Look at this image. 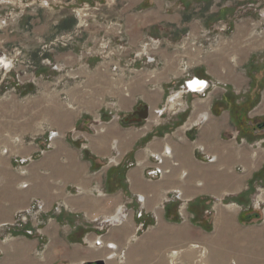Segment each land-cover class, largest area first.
Here are the masks:
<instances>
[{
    "label": "crops",
    "instance_id": "0c3cea01",
    "mask_svg": "<svg viewBox=\"0 0 264 264\" xmlns=\"http://www.w3.org/2000/svg\"><path fill=\"white\" fill-rule=\"evenodd\" d=\"M41 2L49 11V0ZM142 2L116 0L103 9L123 31L88 32L120 33L125 42H113L112 55H59L63 69L77 72L68 76L80 77L72 87L64 74L62 85L78 107L73 124L85 118L86 126L64 129L24 170L1 154L0 228L20 211L43 208L33 221L4 229L0 264H168L169 250L191 264L198 245L207 264H264V87L241 125L221 105L231 88L242 101L247 95L250 79L241 69L264 52L263 35L251 30L261 24L264 0ZM48 18L34 26L37 33L50 27ZM226 23L215 47L201 40L179 47L185 34ZM9 38L0 34V44ZM147 39L159 45L146 58L138 47ZM212 81L219 85L211 88ZM137 107L146 108V120L122 124ZM36 151L32 143L16 154ZM175 192L188 220L167 217L178 209L179 202L168 203ZM189 201L210 215L208 229L194 221ZM242 212L261 219L241 222Z\"/></svg>",
    "mask_w": 264,
    "mask_h": 264
},
{
    "label": "rangeland",
    "instance_id": "374dc122",
    "mask_svg": "<svg viewBox=\"0 0 264 264\" xmlns=\"http://www.w3.org/2000/svg\"><path fill=\"white\" fill-rule=\"evenodd\" d=\"M49 2V11H46L47 6L42 4L41 0H21L9 4L0 2V34L7 32L10 36L6 44H0V59L5 57L11 65L10 71L6 72V69L0 64V156L2 154L8 157V161L12 162L16 169L21 166L20 170H24L23 166L27 161L48 150L53 141L63 134L64 129L71 128L77 114V105L72 104L71 96L68 95V92L63 91L62 76L65 74L64 78L68 80L67 84L72 87L74 85L78 87L80 77L78 75L71 78L68 76L77 74V72L63 69L59 55L66 52L65 54H71V56L82 60L85 58L84 55L107 57L113 54L112 48L109 47L113 45V42L121 43L119 47H122V43L125 42L122 37L118 36L120 33L115 36L109 34L107 37H104L103 33H88L92 27L96 26H100L106 31H123L122 26L115 18L105 17L102 14L103 9H110L115 5L116 0H49ZM148 2L149 0H143L141 6L148 5ZM62 6L65 8L63 11ZM38 10L44 11L38 12ZM31 11L34 13L29 14ZM51 17L52 20H50ZM47 18L51 21L50 27L44 29L42 33H37L34 26L46 24ZM260 20L261 24L257 25L256 30L254 28L251 30L255 31L252 35H263L262 43L264 45V14ZM251 21H249V27H251ZM225 30H228V24L210 30L201 29L198 37H192L190 33H187L183 37V41L179 43V47L195 46L200 40L206 47H215L220 41L219 33L221 34ZM257 39L259 40L258 36L256 40H252V43L258 41ZM158 45V40L147 39L139 44V52L147 58L146 55L149 51ZM252 57L256 58L255 63L258 67L263 66L264 68V52L251 54L244 69H241L246 80L250 79V72L252 75H257V79L260 77V74L255 70V64L251 63ZM116 68L113 66V69ZM216 85L219 84L211 83V88ZM225 87L228 88V86ZM250 89L251 79L247 94ZM231 93L236 97V103L242 102L238 96L239 93H235L232 88ZM80 119L73 126L82 130L86 126L87 120ZM128 119L130 117H124L121 122L126 125L136 123L130 122ZM66 135L70 139L78 140L75 131L74 133L69 131ZM32 143L37 144V154L33 153L25 157L16 154L19 147ZM180 197V194L175 192L168 203L172 202L171 200L179 202L176 211L178 221L188 220L184 201ZM168 203L166 202L164 206ZM215 204L221 206L222 200L216 199ZM42 208L43 205L39 204L34 210L27 209L18 212L14 216V220L9 223L10 226L0 228V238L2 239L4 229L14 227L19 222L33 221ZM26 231L25 234L28 236L33 234L31 230ZM198 246L195 248L197 254L191 264H207V250L204 257L200 254L201 249L205 247ZM171 251L173 250L167 252L168 264L169 262L181 264L177 260L179 253L172 255ZM172 258L174 259L172 260Z\"/></svg>",
    "mask_w": 264,
    "mask_h": 264
},
{
    "label": "trees",
    "instance_id": "16d2710c",
    "mask_svg": "<svg viewBox=\"0 0 264 264\" xmlns=\"http://www.w3.org/2000/svg\"><path fill=\"white\" fill-rule=\"evenodd\" d=\"M256 58L252 57L251 63L255 64V70L260 74L259 79H257V75H252L251 72L249 75L251 76V89L247 95H245L243 101L241 103H236V97L234 96L233 93L229 92L225 97H224V103L225 105L221 104L223 107L229 106L231 113H234L233 116L235 118V121L238 123V125H241V119L246 116L248 111L257 104L259 101L260 97V91L264 87V68L258 67L255 63ZM220 106V107H222ZM122 124H126L122 122ZM199 202V201H197ZM196 202V203H197ZM196 203H189L188 207L190 210H192V213L194 214V221L199 222L204 228L208 229V222L210 220V215H202V212L198 210H202V206L198 205ZM198 205V206H197ZM201 206V207H199ZM204 206V205H203ZM167 217L172 220L178 221L179 218L177 214H170L169 212L167 213ZM260 214L259 213H253L249 214L248 212H242L240 213L239 220L241 222H255V221H260ZM207 224V225H206ZM91 264V263H89ZM96 264V263H92Z\"/></svg>",
    "mask_w": 264,
    "mask_h": 264
},
{
    "label": "water",
    "instance_id": "95a60500",
    "mask_svg": "<svg viewBox=\"0 0 264 264\" xmlns=\"http://www.w3.org/2000/svg\"><path fill=\"white\" fill-rule=\"evenodd\" d=\"M130 116V119H128L130 122L142 123L147 118V110L146 108L137 107ZM96 264H102V261H97Z\"/></svg>",
    "mask_w": 264,
    "mask_h": 264
},
{
    "label": "bare ground",
    "instance_id": "6f19581e",
    "mask_svg": "<svg viewBox=\"0 0 264 264\" xmlns=\"http://www.w3.org/2000/svg\"><path fill=\"white\" fill-rule=\"evenodd\" d=\"M1 58H3V59H0V64H1V66H3V68H5L6 69V72H8V71H10V69H11V65H10V63L6 60V58L5 57H1ZM52 135H54V134H52ZM199 246H195V248H198ZM171 254L172 255H174V254H177V251H172L171 252ZM200 255H202V256H206V248H202L201 249V254ZM174 258H172V260H173ZM200 259V258H199ZM197 260V259H196ZM169 264H174V262H169Z\"/></svg>",
    "mask_w": 264,
    "mask_h": 264
},
{
    "label": "built area",
    "instance_id": "2783aa9c",
    "mask_svg": "<svg viewBox=\"0 0 264 264\" xmlns=\"http://www.w3.org/2000/svg\"><path fill=\"white\" fill-rule=\"evenodd\" d=\"M0 2L9 4V3H14L15 1L14 0H0Z\"/></svg>",
    "mask_w": 264,
    "mask_h": 264
}]
</instances>
